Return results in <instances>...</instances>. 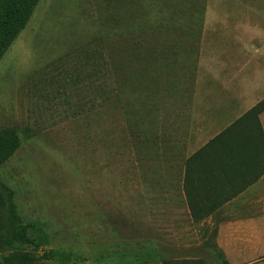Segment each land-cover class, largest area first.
I'll use <instances>...</instances> for the list:
<instances>
[{"label": "rangeland", "instance_id": "rangeland-1", "mask_svg": "<svg viewBox=\"0 0 264 264\" xmlns=\"http://www.w3.org/2000/svg\"><path fill=\"white\" fill-rule=\"evenodd\" d=\"M263 97L264 0H39L0 59V188L43 264H264V181L204 225L173 208L184 159ZM233 220L257 238L219 242Z\"/></svg>", "mask_w": 264, "mask_h": 264}, {"label": "trees", "instance_id": "trees-1", "mask_svg": "<svg viewBox=\"0 0 264 264\" xmlns=\"http://www.w3.org/2000/svg\"><path fill=\"white\" fill-rule=\"evenodd\" d=\"M38 2L39 0H0V59L26 27ZM262 112H264V97L191 154L186 159V165L190 160H231L233 163L243 164L244 169L251 170L250 165L245 166L246 162L252 163L254 167L258 160H264V130L259 118ZM236 128L242 131L237 133ZM19 145L20 139L14 128H0V167L14 154ZM239 166L234 167L239 169ZM258 176L259 174L256 178ZM229 181L226 182L234 183L232 180ZM226 182L222 177L208 176L200 185L206 191L201 188V193L194 190L190 197L185 173L183 188L194 220L210 215L212 209L226 201L225 197L218 198V190L216 191V189L220 190ZM237 183L241 182L237 181ZM251 183L253 180L244 182V186L237 191ZM218 200L220 201L217 203ZM202 203L205 204L206 209H209L208 211L198 210L199 206H204ZM210 203L215 204L212 206L209 205ZM31 228V224L22 222L12 199V192L0 188V252L10 249L8 253L0 256V264H43L44 260H51L56 255H61L53 249L38 254L37 243L30 234ZM29 247L31 249H28ZM183 262L181 264H204L200 259ZM163 264L171 263L164 261Z\"/></svg>", "mask_w": 264, "mask_h": 264}, {"label": "crops", "instance_id": "crops-1", "mask_svg": "<svg viewBox=\"0 0 264 264\" xmlns=\"http://www.w3.org/2000/svg\"><path fill=\"white\" fill-rule=\"evenodd\" d=\"M261 73V72H260ZM259 73V74H260ZM262 114V113H261ZM261 114L259 115V118L261 116ZM261 121V119H260ZM262 124V123H261ZM230 123L228 125H226L223 129H225L227 126H229ZM223 129H221L220 131H222ZM264 130V128H263ZM235 131L237 133H239L240 131H242L239 128H236ZM219 133V132H218ZM216 133V134H218ZM215 134V135H216ZM215 135H213L212 137H214ZM212 137H210L209 139H207L203 144H201L196 150H198L200 147H202L205 143H207ZM234 138V137H232ZM196 150H194L192 153H190L183 161V168H182V178H181V187H180V194L179 196L182 198L183 204L182 205H175L173 206L174 211L178 214V213H182L185 214L186 217H188V222L193 224L192 221V217L190 215V209L188 206V201H187V196L185 193V190L183 188V182H184V176L186 173V183L188 184V193L191 197V194L194 190H198V192L201 193V189L203 191H206L205 189L201 188L200 185L201 183L205 182L208 176H212L215 175L218 178L222 177V179L226 182H230L229 180L234 181V183H225L224 185H222L221 189H216V191L218 190V198L219 196L225 197L227 198L226 201H224L221 205H219V207L212 209V213L211 214H216L220 211H222V209L230 204L231 202H234L236 200H238L239 198L243 197L246 195V193L248 191H250L251 189L255 188V187H262V182L264 181V172L262 173V170L264 169V160H258V162L256 164H254V167H252V163H245V166L250 165L251 166V170H246L243 168V164L238 163H233L231 162V160H190V162H188V164L186 165V159L193 154ZM240 165L239 169H236L234 166H238ZM259 174V176L256 178V176ZM253 183H251L250 185L246 186L244 189L237 191L238 188L243 187L244 186V182H248V181H252ZM256 180V181H254ZM236 181V182H235ZM237 181H240L241 183H237ZM201 188V189H200ZM219 188V187H217ZM220 200L216 201L217 203ZM213 204H209V205H214ZM202 205L204 206H199L200 211H208L209 209L205 208V204L202 203ZM202 208V209H201ZM208 218H211V215L208 216L207 218L203 219V221L201 222L202 225H204V222L209 221ZM249 225L248 222H245L244 220H233V221H226V222H221L219 224L220 229L223 230V232L218 236V241L221 242L222 239H230L233 240L235 242L237 241H241V242H245V241H254V239H256L257 237H252L250 236L249 238H247V234L245 231V227H247ZM211 227V226H210ZM183 235L186 238H193L190 235V232H183ZM209 234L206 235V238H208ZM194 237L197 238V235H194ZM242 255V254H241ZM243 257V256H242Z\"/></svg>", "mask_w": 264, "mask_h": 264}]
</instances>
